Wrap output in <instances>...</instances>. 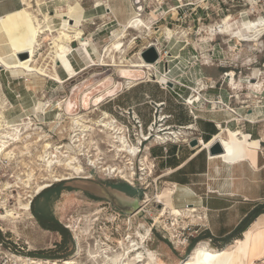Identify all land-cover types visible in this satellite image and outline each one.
I'll list each match as a JSON object with an SVG mask.
<instances>
[{
	"label": "rangeland",
	"instance_id": "rangeland-1",
	"mask_svg": "<svg viewBox=\"0 0 264 264\" xmlns=\"http://www.w3.org/2000/svg\"><path fill=\"white\" fill-rule=\"evenodd\" d=\"M98 1L100 5H96ZM66 3L74 6L71 17L81 20L84 37L98 47L105 64L91 65L101 62L92 54L91 47L73 44V51L64 60L68 69L62 62L56 67L63 83L48 78L27 80L22 75L12 76L0 67L1 121L17 123L23 120L39 128L26 133L22 126L15 130H12L15 127L10 128L13 135L19 134L16 142L9 140L11 137L5 135L7 131H0V141L5 140L3 144L7 145L6 152L1 154L0 151V264H110L106 256L114 258L120 254V240L124 241L125 247L134 241H142L153 253L154 264H179L199 243L223 248L226 236L222 241L205 236L208 230L205 221L199 224L186 219L184 224L178 218L180 223H176L166 214L155 222L160 205L153 197L165 184L156 179L153 166L151 173L148 171L150 165L139 171V160L148 153L147 148L153 140L148 141L140 156L133 159L136 174L128 181L89 168L78 156L75 158L84 169L82 173L70 174L61 169V165L53 168V175L62 177L66 173L71 178L53 181L52 177H47L44 162L38 160V155L43 154L45 142L52 148L64 145L62 151L67 155L85 148L94 149L96 146L90 145L91 139L106 152V142L102 141L108 136L96 129L86 136L81 134V139L88 138L81 144L83 148H74L75 130L71 129L66 108L70 100L75 101V112L93 121L102 111L110 112L132 143H136L140 134L139 129L130 126L131 110L144 123L161 114L165 120L162 122L177 128L184 122L180 119L186 116L192 122L199 120L206 109H218L209 102L222 100L239 115L237 129L242 131L251 125L264 140V29L259 34H252L254 39L251 41H237L234 37L241 30L243 20L264 19V0L254 3L252 0H39L38 5H32L34 11L39 8L49 16L57 11L59 17L66 20L70 16L65 10ZM108 6L115 12L107 14ZM139 8L145 23L152 28L148 37L145 36L148 31L141 28L139 32L129 31L122 39L126 60L139 61V52L146 50L143 47L158 43L162 61L155 66L157 70L143 73L128 85L126 78L121 76L120 67L111 66L105 49L124 30L130 10ZM227 16L230 19L225 24L226 32L221 33L219 25ZM165 28L174 34L168 37ZM242 33L249 35L243 30ZM137 35L142 38H136ZM49 47V41L42 42L40 49L34 51V59L51 69ZM120 56L121 53H115L117 61ZM161 74L166 76L167 82L160 81ZM105 82L107 85L101 86ZM112 84H120V88L110 96H103L105 88ZM88 94L89 106L85 109L82 100ZM198 94L199 101L188 104L189 96L198 97ZM155 102L164 104L156 106ZM190 131L180 129L183 137L192 135ZM242 132L243 135H235L239 151L256 153L255 159L258 153L264 160L260 139L250 138L248 133ZM9 151L15 154L13 160L5 156ZM110 158L106 154L102 161L113 163ZM148 158L151 161L149 155ZM261 175L264 180V169ZM84 176L89 179H76L88 178ZM42 183L47 186L37 192V186ZM259 191L263 193L264 188ZM147 198L150 201L145 205V211L131 213ZM259 201L256 206L264 203V199ZM26 203L28 208H25ZM261 218H264V212L256 219ZM183 232L189 233L186 244L180 240ZM260 242L264 244V236L260 237ZM260 247L255 252L250 251L247 258H254ZM133 255H125L124 263L141 264L131 260ZM263 260L255 263L264 264Z\"/></svg>",
	"mask_w": 264,
	"mask_h": 264
},
{
	"label": "bare ground",
	"instance_id": "bare-ground-1",
	"mask_svg": "<svg viewBox=\"0 0 264 264\" xmlns=\"http://www.w3.org/2000/svg\"><path fill=\"white\" fill-rule=\"evenodd\" d=\"M252 2L254 3L255 0H252ZM32 3L38 5L39 0H22L23 7L21 10L16 11L11 16H0V67L8 71L12 76L22 75L27 77L26 78L27 80L29 79L39 80V79L48 78L56 81L57 83H63L64 80L59 76L56 67H59L58 63L62 62V65L64 64L65 67L68 69V66L65 64L64 60L69 55L68 53L73 51V44L74 45L76 44L78 46L91 47L93 51L92 54L96 55L101 61L98 64L92 63L91 65L105 64L104 57L101 59L97 51L98 47L96 48L92 44L93 42L91 43V41L88 38L84 37V31L81 28L82 27L81 20L71 17V14L75 9L72 4L66 3L65 10L66 13L70 14V16L66 20H64L59 17L57 11L53 16L51 15L49 16L48 14L41 12L39 8H37L36 11H34ZM100 4L101 3L98 1L96 5H100ZM140 10L141 8L133 10L134 15H132L127 20L124 26V30L118 36H116L112 41L110 40L111 43L105 49V54H108V57H110L111 59V66L120 67L119 70L121 76L123 78H126L128 85L138 80L143 73H149L151 71L154 72V70L156 69L155 66L162 61V57L158 55L157 43H150L148 46L143 47V49L147 47L154 48V51L158 55L155 61L153 62L145 61L141 56H140L141 59L137 62L126 60L127 57L124 55V52L126 50L124 48V43L122 42V39H124L127 35H129V31L135 30L139 32L141 28H145L148 31L145 34L146 37H148L149 33L151 32L152 27L151 25H149V23H145L144 19L141 16ZM106 12H108L107 14L109 13L111 14V10L109 6L107 7ZM39 16H41V18ZM228 19H230V16H227L226 19L223 21V24L219 25L220 28L219 31L221 33L226 32L225 24L227 23ZM55 25L58 26L53 28V26ZM240 26H241V30L237 31L234 37H236L237 41H251L254 39L251 37L252 34L254 33L259 34L263 31L264 19H260L257 21L251 19H245L242 21ZM164 30H165L164 32L167 34L168 37L174 34V32H172V30H170L169 28H165ZM242 30L245 31L246 33H249V35L247 36L244 35L242 33ZM139 37L142 38L141 35L136 36V38ZM44 41H49V45H50L49 55L51 57L50 59L52 60L51 62H53L51 69L48 68V65L47 66L40 65L34 59L35 56L34 51H36V49H40V45ZM23 53L26 54V57L21 58L20 55H22ZM115 53H121L120 60L118 61L116 60ZM124 62H126V64ZM87 67H89V65ZM75 75L76 73L72 74L70 77H68V79L73 78V76ZM165 78L166 76L164 74H161L160 81L167 82ZM106 85L107 84L105 82L102 83L101 86L105 87ZM249 85L252 86L251 84ZM119 88H120V84L117 85L112 84V86L110 87L107 86L104 91L105 95L103 96H106V94L107 96H110L111 94L116 92ZM88 98H89V94L86 95L82 100V104L85 109L88 108L89 106ZM189 98L190 99L188 103L194 104L195 102L199 101L200 96L199 94L198 97L192 95L189 96ZM74 104L75 101L70 100L66 107L69 111L67 114L68 115L67 118L71 120L70 123L71 129L75 130L72 138L74 142L73 145L74 148L75 147L83 148V145L81 144H83L84 140L85 139L87 140L88 137L86 138L84 137L85 139H81L82 138L81 134L83 136H86L87 133L96 129L98 130V132L100 133L103 132L107 134L106 136H108L106 139L102 141V142H106V146H107L106 152L101 151L99 146L96 145V141L93 142L92 139L89 142L91 146H96L94 149L93 148L81 149L78 150V152L73 155H67L65 154L66 151L64 150L62 151L64 145H59L52 148L50 144L45 142L43 147L44 150L43 154L38 155V160L44 162V170L47 172L46 173L47 177H52L53 181L66 180L71 178L70 176L68 177V174L66 173L62 175V177L53 175V168L54 167L57 168L58 166L61 165H63L61 169L70 171L71 172L70 174H81L84 169H82V166L78 163V161L75 158V156L76 157L78 156L81 157V159L85 160L86 166H88L89 168L92 167L94 169H98L101 172L106 173L108 175L109 174H113L114 176L116 175L120 179L123 180L125 179L126 181H128V179L131 180L135 173L133 167V162H134L133 159H135V154L139 150V145H138L140 143L139 140L143 137L146 138V134L142 133V135L137 138L138 140L137 143H130L126 137L122 125L118 124L114 120V117L109 112L102 111L101 115L100 114H99L100 116L98 115L99 118L93 121L87 119L88 116L84 117L82 114L75 112V110L73 109ZM155 105L160 106V103ZM156 113L157 112H155V114ZM161 116L163 115L160 114L158 117L157 115L154 116V121L151 123V127L149 130H152L153 125L156 124L157 120H159ZM1 118L2 115L0 114V131L2 132L7 131L5 135L11 137V139H9L11 142L14 141L16 142L19 139V138L16 139L17 135L19 134H17L16 132L13 135V133L9 132L10 128L15 127L12 129L15 130L18 129V126H22L25 130V131L23 130L25 133L30 130L39 129L37 127H32L34 124L31 122L30 123L28 122L27 124L25 121L21 120L20 122L17 123H10L9 121L3 123L1 121ZM240 119L241 118H239V120ZM188 128H192V127L184 126V129L187 130ZM155 132H156L155 133L156 137L162 136L161 133L157 132V130ZM232 132L237 136L243 135V132L239 129H235ZM168 133L178 134L177 131L168 132ZM35 134L38 133L36 132ZM39 139H41V136ZM199 140L202 141L201 138H199ZM220 140H221L220 135L216 134L211 140L207 142L202 141V144L204 147H207L210 146L211 144H214L215 142L220 144L221 142ZM0 142L2 143V145L0 146V151L2 150L1 154H3L4 152H6L7 145L3 144L5 140H2ZM75 142L78 144L76 145ZM93 150H96V152L92 153L91 151ZM148 153L142 155V157L140 158L139 170H145L146 165H150L148 166V171H150L151 173L152 163L151 161H149ZM106 154H108L111 157L110 159L113 161V163L108 164L107 162L102 161ZM5 156L7 158H10V160H13V158H15L14 152L11 151L5 153ZM226 156H228V151L223 150L221 153L210 155L209 158L211 159L225 158ZM121 158H125V160L124 159L122 160ZM225 161L229 162V159L226 158ZM84 177H88V176H84ZM46 186L47 184L44 183L38 185L37 192H40ZM174 192H175L174 185L165 184L163 189H161L156 194H154L153 197V199H155L154 201L160 205V208L158 209V212L156 213L154 218L155 222L159 221L160 218L165 216L166 214L170 215V217H172V220H175L176 223H180L178 221V218H180L184 224L186 219H189L191 223L204 222L205 216L198 211L196 206L195 207L184 206L183 208L175 207L172 202V195L174 194ZM149 201L150 199L148 198L143 200V202L141 203V208L137 210V214H139L142 211H145V205ZM28 207H29L28 203H26L25 208ZM174 225L175 223H173V227ZM148 231L149 229L146 228L147 233ZM243 235H244L243 239L237 238L233 240L230 244H227L221 249H215L208 244L199 243L180 263L181 264H254V260H263L264 244L262 245V243L260 242V237L264 236V218L256 219L255 222L243 232ZM118 244H119V248L121 249L120 254H118L114 258L106 256V259L110 260V264H115V263L128 264L127 262L124 263V260L122 258L129 253L134 254L131 259L134 263L154 264L155 257L153 256V253L149 249L145 248V245L143 244L142 241L139 240L134 241L131 244H128L126 247L124 246L123 240L118 241ZM260 245H261L260 247L261 250L255 254V257L247 258L248 253H250V251L255 252L256 248Z\"/></svg>",
	"mask_w": 264,
	"mask_h": 264
},
{
	"label": "crops",
	"instance_id": "crops-1",
	"mask_svg": "<svg viewBox=\"0 0 264 264\" xmlns=\"http://www.w3.org/2000/svg\"><path fill=\"white\" fill-rule=\"evenodd\" d=\"M22 7V0H0V16H11ZM110 10L111 13L115 12L111 7ZM130 13V17L134 15L132 9ZM158 103L160 106L164 104L155 102ZM226 104L228 105L227 102ZM212 109V111L206 109L199 120L194 122L187 120L185 116L180 119L184 121L180 126H191L192 128L187 130L192 131L195 139L201 138L202 141H206L209 136L211 140L214 135H220V144L224 151H228V156L211 159L209 152H206L199 143L190 146L189 143L171 142L166 143L167 153H163L161 144H150L148 154L155 158L154 171L157 178L163 184L175 187L172 195L173 205L178 208L185 205L196 206L205 216L204 221L208 227L205 236L222 241L256 204L260 203L259 200L264 199V192L259 191L264 188V180L261 177L264 160L259 158L258 153L255 159L256 153L239 151L238 140L232 132L239 128L238 114L231 113L229 105L228 110L225 108L214 110V107ZM242 131L248 133L250 138L260 139L261 146L264 147L261 133L254 132L251 125H247ZM226 158L229 162L225 161ZM261 215L263 213L258 217ZM256 261L261 260H254V264H258Z\"/></svg>",
	"mask_w": 264,
	"mask_h": 264
},
{
	"label": "built area",
	"instance_id": "built-area-1",
	"mask_svg": "<svg viewBox=\"0 0 264 264\" xmlns=\"http://www.w3.org/2000/svg\"><path fill=\"white\" fill-rule=\"evenodd\" d=\"M188 104L193 105L192 103H188ZM210 104H212V103H210ZM214 104L216 106H218L217 107L218 109L219 108H225V109L228 108V105L224 102H221V100L216 101ZM231 109L232 110H229V111L236 114L235 110L232 107H231ZM131 111H132V121L130 123V126L134 129H139V134H140L139 136H141L142 133L146 134V138L143 137L139 140L140 141V143L138 144L139 150L135 154V157L140 156V154L143 151L145 144L150 140H153V142H152L153 144H161L163 146V148H162L163 153H167L166 143H169V142H171V143H189L190 140L194 137L193 135H188L186 137H183L181 135L182 133H180V129H184V126H178L176 128L172 125H166L165 122H162L164 120L163 116H161V118L159 120H157L156 124L153 125L152 130H149L151 127V123L154 121V118H151L150 121L147 124H145L143 122V120L139 117V115L135 111H133V110H131ZM114 120L117 122V120L115 118H114ZM125 127L127 128V131H128L129 126L126 124ZM156 130H157V132L161 133L162 136L156 137V134H155ZM173 131H177L178 134L168 133V132H173ZM191 133H192V131H191ZM128 136H129V134H128ZM127 139H128V141L130 140V138H127ZM196 139H197V143L201 144V147H203L206 150V152H209V149L213 144H211L210 146L204 147L202 144V141L199 140V138H196ZM137 141L138 140H136V143H137ZM129 142L132 143L131 141H129ZM147 149H149V147ZM150 158H151L152 166L154 169L155 168V163H154L155 158H153L151 156H150ZM135 174H136V171H135L134 175ZM156 179H158V178H156ZM185 206H187V205H185ZM188 235H189V233H184V232L180 234V236H181L180 240L183 241L182 242L183 244L187 243V241L189 239Z\"/></svg>",
	"mask_w": 264,
	"mask_h": 264
},
{
	"label": "trees",
	"instance_id": "trees-1",
	"mask_svg": "<svg viewBox=\"0 0 264 264\" xmlns=\"http://www.w3.org/2000/svg\"><path fill=\"white\" fill-rule=\"evenodd\" d=\"M210 138L211 136L207 137L206 141H208ZM263 212H264V203L255 206V208L252 211H250L249 214L245 218H243V220L235 227V229L230 234H228L226 238H224L223 243L227 245L230 244L233 239L240 238L242 232L246 230L247 227L253 222V220Z\"/></svg>",
	"mask_w": 264,
	"mask_h": 264
},
{
	"label": "water",
	"instance_id": "water-1",
	"mask_svg": "<svg viewBox=\"0 0 264 264\" xmlns=\"http://www.w3.org/2000/svg\"><path fill=\"white\" fill-rule=\"evenodd\" d=\"M141 57L145 60V61H149V62H153L157 59V53L154 51L153 47H148L146 48V50H143L140 52ZM21 58L26 57V54H24V56L20 55ZM190 146H195L197 145V140L195 138H192L189 142ZM224 149L222 148V146L219 143H214L210 149H209V154L213 155V154H217V153H221ZM76 179H89L88 178H76ZM64 181V180H62ZM49 187V186H48ZM47 187V188H48ZM141 208V204H138L137 206H135L131 213L136 212L137 210H139ZM181 264V263H179Z\"/></svg>",
	"mask_w": 264,
	"mask_h": 264
}]
</instances>
